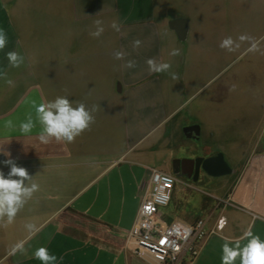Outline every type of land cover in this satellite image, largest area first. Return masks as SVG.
Instances as JSON below:
<instances>
[{"label": "crops", "instance_id": "crops-1", "mask_svg": "<svg viewBox=\"0 0 264 264\" xmlns=\"http://www.w3.org/2000/svg\"><path fill=\"white\" fill-rule=\"evenodd\" d=\"M194 1L0 0V28L8 39L0 51V71L14 82L9 86L0 79V149L40 185L12 224L3 226L6 217L0 221V264H42L34 256L40 247L57 257L55 264H149L135 255L127 234L151 170L169 173L173 158L222 154L230 169L221 175L204 171L230 182L223 192L222 214L216 218L224 216L227 223L202 240L190 264H221L223 236L236 239L250 228L264 239V69L253 72L264 62L217 63L214 76L192 87L186 104L181 43L208 31L206 22L194 20ZM221 1L224 15L230 4H249L250 10L238 13L239 18L251 20L249 29L264 27V0ZM175 18L187 19L183 40L168 26ZM97 19L105 31L94 38L90 32ZM114 20L120 32L110 27ZM137 39L141 45L134 49ZM174 48L180 49L179 56L169 54ZM9 51L19 52L25 63L10 67ZM117 51L127 54L124 60L114 58ZM148 58L170 63L179 79L167 72L150 74ZM128 59L137 67L125 69ZM232 63V72L222 74L224 68L219 67ZM218 75L215 86H207ZM57 96L97 105L95 123L73 143L53 139L42 144L32 102ZM29 116L35 127L21 133L20 124ZM7 121L12 128H5ZM193 124L199 125L200 135L191 150L171 147L183 128ZM171 150L177 151L174 156ZM158 154L165 158L160 168L149 167V159ZM7 158L0 153L5 175L10 171L2 163ZM204 219L208 228H215L216 221ZM28 222L39 231L29 235L24 227ZM20 240L25 241V251L12 255L11 246Z\"/></svg>", "mask_w": 264, "mask_h": 264}, {"label": "clouds", "instance_id": "clouds-1", "mask_svg": "<svg viewBox=\"0 0 264 264\" xmlns=\"http://www.w3.org/2000/svg\"><path fill=\"white\" fill-rule=\"evenodd\" d=\"M95 30L90 32L94 38H99L105 28L102 20L94 21ZM110 27L116 32L121 31V25L117 21H112ZM248 42V51L252 53H260L264 55V49L261 48L260 41L256 38L241 34L236 40L231 36L224 38L220 47L229 52L235 51L241 47V44ZM8 39L6 32L0 28V51H3L7 46ZM141 45L139 39L133 41V48L138 49ZM171 56H179L180 49L174 48L170 53ZM126 53L117 51L114 53V58L124 60ZM8 65L12 68H19L25 63V57L17 51H9L6 53ZM148 72L164 73L171 75L173 80H178L179 77L175 72L171 71L172 65L167 62H159L155 58H148L145 61ZM125 69H133L137 67V62L133 59H128L124 63ZM0 79H3L9 86H13L14 82L8 78L5 71H0ZM36 112L37 120L40 124L38 134L39 141L42 144H48L51 140L58 143H73L76 138L82 135L85 131L90 130L91 125L95 123L94 113L98 110L97 105L88 107L84 102L70 100L67 96H57L50 101H44L37 104L32 102ZM35 124L28 117L26 122L20 124V132L28 134L32 132ZM5 128H12V122L7 121ZM0 153L8 157L2 163L10 168V171L5 173L0 170V221L6 222L3 226L10 225L14 222L17 214L24 208L33 195L40 190V185L33 181L27 168L18 166L16 161L11 158V154L0 149ZM28 181L29 183H25ZM227 223L225 218L219 221L220 227L223 228ZM25 229L29 235H33L39 231L38 226L33 222L25 224ZM223 244L221 246V264H264V239L259 235L254 234L251 229H245L239 238L233 239L229 236H223ZM242 241L246 243L242 244ZM25 241L20 240L14 243L10 248V253L15 255L25 251ZM36 259L42 264H55L57 257L49 254L44 247L37 248L34 252Z\"/></svg>", "mask_w": 264, "mask_h": 264}, {"label": "rangeland", "instance_id": "rangeland-1", "mask_svg": "<svg viewBox=\"0 0 264 264\" xmlns=\"http://www.w3.org/2000/svg\"><path fill=\"white\" fill-rule=\"evenodd\" d=\"M193 3L194 5L191 12L194 14V20L197 22H206L208 31L207 34L206 32L204 35L202 34L203 39H200L202 35H198L197 33V35H194L195 39L192 42L187 39V41L181 43L185 46V48L182 49L185 54V64H183L180 69V81L185 85L184 95L187 98L186 104L190 103V96L193 93L192 87L201 84L198 82H206L209 77H212L211 75L215 72L214 70L219 66L217 63L220 64L223 61L231 62L232 60H234L235 63L238 61L244 62L250 60L264 62V55L252 53L247 50L249 47L248 42L242 43L239 49L232 52L220 47L221 41L226 37L231 36L236 40L239 35L247 34L259 40L261 48L264 49L263 25H256L254 29H249L248 22L251 20L242 22L238 16V13H246L250 10L249 4H230L226 9L228 11L227 14L224 15L222 14L223 6L221 5V0H195ZM215 3L216 7L213 6ZM191 12H187V16H189ZM202 12L208 13L200 14ZM256 23H258L257 20ZM245 26H247V28H244ZM233 64L234 63L230 64L228 67H225V65L220 66V69L224 68L222 74H230L233 70ZM263 69L264 67L261 68L258 66L254 68L253 72L257 73ZM219 76L220 75L214 77L213 81L207 84V86L212 85L213 88ZM245 77H248V74H245ZM255 87L258 88L259 85L256 84ZM262 130L264 131V125ZM178 139L176 138V140L172 141L170 144L171 147L177 149L178 146L182 145L183 147H188V151L191 150V145L199 141L197 138H185L182 133L180 141ZM183 147L181 148L182 153L184 151ZM176 152L177 151L171 150L173 156ZM164 159L165 158L161 154L155 155L149 159L148 166L160 168ZM168 172L172 173L170 171ZM229 184L230 182L225 180L224 177H213L204 171L201 172V176L197 181H193L184 176L177 178L173 199L168 209L171 219L193 223L198 219L208 217V219L214 223L222 212L223 205H225L223 201V192L227 189Z\"/></svg>", "mask_w": 264, "mask_h": 264}, {"label": "built area", "instance_id": "built-area-1", "mask_svg": "<svg viewBox=\"0 0 264 264\" xmlns=\"http://www.w3.org/2000/svg\"><path fill=\"white\" fill-rule=\"evenodd\" d=\"M176 184L174 174L151 170L136 219L127 234L135 255L149 264H190L202 240L222 229L219 221L224 216L217 219L215 228H208L204 218L191 224L169 218Z\"/></svg>", "mask_w": 264, "mask_h": 264}, {"label": "water", "instance_id": "water-1", "mask_svg": "<svg viewBox=\"0 0 264 264\" xmlns=\"http://www.w3.org/2000/svg\"><path fill=\"white\" fill-rule=\"evenodd\" d=\"M168 26L170 29L175 30L180 39H185L187 33V19L175 18L169 21ZM183 134L186 138L196 139L200 135V127L197 124L185 126L183 128ZM188 166L189 169L195 170V175L192 180L197 181L200 168L210 175H221L229 173L230 169L223 160L222 154H217L208 158H184L174 159L173 166L175 165ZM176 172V170H175ZM185 174V172H183Z\"/></svg>", "mask_w": 264, "mask_h": 264}, {"label": "flooded vegetation", "instance_id": "flooded-vegetation-1", "mask_svg": "<svg viewBox=\"0 0 264 264\" xmlns=\"http://www.w3.org/2000/svg\"><path fill=\"white\" fill-rule=\"evenodd\" d=\"M184 158H187V157H184ZM184 158H173L171 160V162H170V171L172 172V174L175 175L176 178H180V177H183L184 176V177H187V178L192 179L193 176L195 175V170L194 169L193 170L192 169L190 170L188 166H183L182 167L181 165H178V164L175 165V166H173V160L174 159H184ZM175 170H176V172H175ZM202 171H204V170L200 168L199 175H198V179L201 176V172ZM183 172H185V174Z\"/></svg>", "mask_w": 264, "mask_h": 264}]
</instances>
